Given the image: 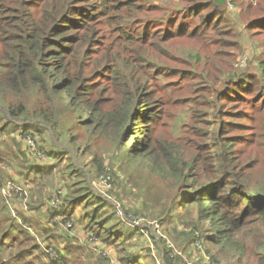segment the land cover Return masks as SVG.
Instances as JSON below:
<instances>
[{
    "label": "trees",
    "instance_id": "1",
    "mask_svg": "<svg viewBox=\"0 0 264 264\" xmlns=\"http://www.w3.org/2000/svg\"><path fill=\"white\" fill-rule=\"evenodd\" d=\"M137 1L0 0V171L20 187L31 185L27 205L35 216L26 214L18 197L11 207L0 190V251L10 246L18 257L9 264H27L23 237L29 246L39 240L31 248L41 247L40 252L25 253L38 254L40 264H106L95 249L99 245L103 251L114 246L123 264H193L194 255L198 264H264V40L263 51L241 70L225 69L226 61L215 65L211 58L221 72L213 87L201 90L211 97L203 104L193 100L171 135H163L154 121L180 90L162 85L151 68L166 69L159 54L169 52L185 30L156 33L143 26L134 32L133 18L141 13L133 9L141 7ZM189 2L192 12L208 10L204 26L193 28L190 37L210 42L218 54L236 58L242 53L237 49L251 44L250 20L264 22L257 1ZM257 9L262 12L250 18ZM114 28L118 35L97 48L99 37ZM135 44L142 47L131 50ZM143 55L149 65L144 71ZM196 58L209 63L208 56ZM155 96L161 98L157 108ZM236 97L251 104L229 107ZM193 121L184 132V122ZM44 132L61 156L46 149ZM10 139L18 148L4 145ZM102 139L104 148L115 150L117 143L126 162L108 170L95 148ZM29 140L44 154L46 167L39 166ZM107 177L110 199L92 188ZM129 179L135 184L129 186ZM57 184L65 193L58 206L46 210L45 197ZM52 215L58 218L51 225L40 220ZM140 219L164 226L158 241L149 231L158 257L149 247L135 250V240L146 236L134 225ZM67 220L87 233L94 249L65 231Z\"/></svg>",
    "mask_w": 264,
    "mask_h": 264
},
{
    "label": "rangeland",
    "instance_id": "2",
    "mask_svg": "<svg viewBox=\"0 0 264 264\" xmlns=\"http://www.w3.org/2000/svg\"><path fill=\"white\" fill-rule=\"evenodd\" d=\"M191 0H140L137 1V5H141V7H137L135 4L133 5L136 10L141 9V13L138 15H135V13H131V15H135L133 19L135 29L134 32H141L143 29V26H146L147 29L151 32L156 33H163L167 29H172L174 31H179L181 28H183L185 31L182 35H178L174 38V45L169 47V52L164 50L165 53L160 52L159 56L161 58L162 65L166 67V69H162L159 71L160 67L153 66L151 68V73L153 76H156L162 85L166 84L168 86L173 85L174 87L178 88L180 92L176 95L172 92L173 99L169 102V106H164L162 108V113H158L156 116V119L154 121V126L157 132L163 134V135H171V131L173 130L174 126L177 124L176 120L180 115H184L185 111L190 109L192 106V101L197 100V102L204 103V100L207 98H210L211 96H208L207 94L203 93L201 90L203 88H210L214 86L215 81H218V77L220 76L221 72H219L211 63L212 62L217 65L219 62L226 61V67L225 69L234 70H241L248 66L249 61L252 60L258 51H263V47H261V43L264 40V22H258L254 20H250V28L248 26L245 27V29L248 30L249 34L247 35L249 38V41L251 44L248 45V47L244 50L243 49H237V52H242L240 55H238L235 58V54L233 53H225V54H218L214 48V46L211 45L209 42L208 44H202V42L198 38H191L190 31L193 28H197L199 25H203L202 20L205 14L208 12V10H203L202 7L197 8L196 11H190L189 4ZM249 1H257V5L261 4L262 7H264V1L262 0H249ZM257 5L255 7H257ZM198 12V14H196ZM260 12V10L257 9L256 13H250L249 17L253 18L254 16H257ZM137 17V18H136ZM123 16H119L114 19V24L119 22ZM254 21V22H253ZM185 24V26H184ZM247 24V23H246ZM222 27V22H221ZM118 28H114L113 31L109 30L108 33L104 36L99 37L100 44L97 46L103 47L108 42H110L118 33H113ZM169 30V31H170ZM219 31L217 33L220 34ZM158 39L155 40L159 43V46L161 48H164L165 43H163L161 36L157 35ZM138 47H142L141 45L135 44L131 46V50L137 49ZM115 47V43L113 42L110 46V50H112ZM155 50V55H158V49L156 47H153ZM163 50V49H162ZM242 50V51H241ZM176 52V53H175ZM197 54H200L201 56H208L209 63L204 66L203 62L201 60V63L199 59H197ZM253 54V58L251 55ZM221 55V56H220ZM264 55V54H262ZM220 56V57H219ZM246 56V61L242 64L241 59ZM252 58V59H251ZM203 59V57H202ZM214 59H218V62H214ZM143 68L144 70L149 69V65L146 62V57L143 55L141 57V65L140 68ZM126 69L128 72L133 71V68L131 66H126ZM141 72V71H138ZM122 74H126L124 70L121 69ZM96 76L93 77L95 79ZM207 78V83H202ZM98 82H102V79H100ZM150 90H153V88H150ZM157 102H156V108L160 104V97L155 96ZM251 101L247 97L244 99H238L237 97L235 99H229L228 105L229 107H235V108H241L245 105H250ZM208 104H204L203 107L205 108H211V106ZM183 112V113H182ZM196 119V118H193ZM189 119L186 121L188 122ZM246 121V120H244ZM184 122V132L187 130L192 129L190 124H195V121L191 123ZM5 123V122H4ZM204 125H210L211 122L205 121L203 123ZM11 128V127H8ZM43 135V134H42ZM44 141L49 142L51 137L48 134V132H44ZM4 137L0 136V141H3ZM102 144H104V139L101 140L100 144L95 146L96 149H99L101 152V155L105 161V165L107 166L108 170H111L113 167H117L120 165L121 162H126L125 157H123L120 154V149L118 147V144L116 143L115 150L110 148H104L102 147ZM6 147L10 148H18V144H16L13 140H7L4 144ZM48 147L46 149L53 150L56 154V156H61L62 151H57L53 146H51V143L49 142ZM55 156V157H56ZM53 159V166L56 165V158ZM64 157V161H65ZM46 161V160H45ZM43 161V162H45ZM1 167H4L3 164H0ZM58 173V170L56 171ZM2 172L0 171V178L6 179V180H0V190L3 193L4 190H6V186L8 182H13L11 180H8V177L4 174V177H2ZM59 175V173H58ZM89 175V173H88ZM87 175V176H88ZM90 180V175L88 176ZM127 177V176H126ZM15 183V182H13ZM64 184V183H63ZM63 184H58L52 191L49 192V194L45 197V205L51 206V199L54 195V192L58 186H63ZM129 186H132L135 184L134 180L129 179L128 180ZM92 188L97 193L102 195L103 197L110 199V185H109V178H101L96 180L92 183ZM61 193H65L64 188L59 187L58 188ZM59 193V194H61ZM3 196V195H2ZM5 199L7 198L9 200V205L11 207L14 206V199L10 196L6 197L3 196ZM6 199V200H7ZM31 201V195H25L22 199L24 208L26 210V214L29 216L31 213L28 209V203ZM1 202V200H0ZM114 204L117 207H120V205L113 201ZM20 204V203H19ZM21 205V204H20ZM119 216V215H118ZM41 221L46 222V219L40 218ZM6 221V220H5ZM69 221V220H68ZM135 226L140 228L142 232L146 235L145 237L142 235H139V237L135 240V250H141L146 249L147 247L151 248L154 252L155 256L158 257V252L156 248V243L154 241L159 240V235L163 234L164 226L160 227L157 222H149L144 221V219H140V221L134 222ZM150 223V225H149ZM50 224V223H48ZM154 224V225H153ZM65 225V224H64ZM73 224H69L67 226V230L73 237H76L82 244H87L89 247L94 249V244L91 240L87 239L86 235L87 233L84 232L81 227H76L75 229L72 228ZM4 228H7V222H4ZM151 228V234L156 236V238H152L149 231ZM154 228H157L154 230ZM157 232V233H155ZM23 237V236H22ZM3 239L5 238L2 237ZM26 237H23V243L20 247V250L23 253V258L25 259L27 264H40V256L38 254L35 255V253L40 252L41 247H38L36 249L31 248L34 246H38L39 240L35 241L31 246H29V243L27 240H25ZM98 239V238H97ZM8 241V239H5ZM168 243L170 246H174L173 243L168 240ZM1 248H5L4 251H0V264H9L12 260H17V254L14 252V256L11 253L12 248L10 246H3ZM31 248L30 251L35 250V253L32 255H28V253H25L26 249ZM109 249L106 250V256H104L106 260V264H123L119 259L118 256H120V252L116 251L115 247L112 245H109ZM14 251V250H13ZM114 255V261L110 257L108 258L109 254ZM33 257V259H32ZM41 257L44 259L45 262H49V257H47L44 253L41 255ZM158 261L160 263V259L158 258ZM191 262L193 264L197 263V257L194 255V257L191 258Z\"/></svg>",
    "mask_w": 264,
    "mask_h": 264
},
{
    "label": "clouds",
    "instance_id": "3",
    "mask_svg": "<svg viewBox=\"0 0 264 264\" xmlns=\"http://www.w3.org/2000/svg\"><path fill=\"white\" fill-rule=\"evenodd\" d=\"M229 7H230V8H233V5L229 3ZM31 141H32V140H29V142H30V144L32 145V147H33L34 149H37V148H36V144H35L33 141H32V142H33V143H32ZM38 153L42 154V155H43V158H44V154L42 153V151H40V150L37 149V151H36V155L38 156V158L40 159V162H41L39 166H41V167H46V165L48 164V162H46V161L43 162L44 160L42 159V157H39ZM52 166H53V165H52ZM7 184H9V185L6 186V190L3 191L4 196H6V197H8V196H10V197H18V198H20V199L22 200L23 197H24L25 195L30 194V188H31V185H30V184H27L26 186H23V187H20L18 184L13 183V182H8ZM57 185H58V184H57ZM57 185H56V186H57ZM59 187H62V186H58V187L56 188V190H57ZM62 188H63V187H62ZM56 190H55L54 195H53V197H52V199H51V206L46 207V210H48V209L54 207V205L52 204V200H53V198H54V196H55V194H56ZM60 198H61V194L59 195V201H60ZM58 205H59V203H58ZM57 218H58L57 215H52V216L50 217V219L46 220V222H47V224L50 223L49 225H51L52 223L55 222V220H56ZM67 223H70V221L67 220ZM95 249H96V251H97L99 254H101L102 256H106L105 254H103V252L106 251L107 249H105V250L103 251V249H104L103 246H101V245H99V246H95ZM108 249H109V248H108ZM52 253H54V252H52ZM110 253H111V252H110Z\"/></svg>",
    "mask_w": 264,
    "mask_h": 264
},
{
    "label": "built area",
    "instance_id": "4",
    "mask_svg": "<svg viewBox=\"0 0 264 264\" xmlns=\"http://www.w3.org/2000/svg\"><path fill=\"white\" fill-rule=\"evenodd\" d=\"M246 59H247L246 56H244V57L241 59L242 64L246 61ZM31 142H32V141H31ZM32 143H33V142H32ZM38 155H39V157H42V158H43V155H42V154L38 153ZM59 193H61V191H60L59 189H57V190H56V194H55V196H54V198H53V200H52V204H53L54 206H58V203H59V195H60ZM61 194H62V193H61ZM69 224H70V223H69ZM103 254L106 255V251H104Z\"/></svg>",
    "mask_w": 264,
    "mask_h": 264
},
{
    "label": "crops",
    "instance_id": "5",
    "mask_svg": "<svg viewBox=\"0 0 264 264\" xmlns=\"http://www.w3.org/2000/svg\"><path fill=\"white\" fill-rule=\"evenodd\" d=\"M29 216L32 218H35L34 214H32V213H30Z\"/></svg>",
    "mask_w": 264,
    "mask_h": 264
}]
</instances>
